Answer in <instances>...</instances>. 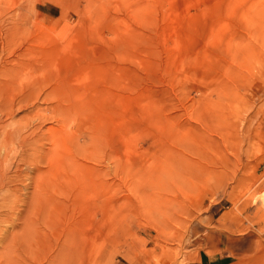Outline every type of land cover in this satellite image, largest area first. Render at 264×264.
Segmentation results:
<instances>
[{
    "label": "rangeland",
    "instance_id": "rangeland-1",
    "mask_svg": "<svg viewBox=\"0 0 264 264\" xmlns=\"http://www.w3.org/2000/svg\"><path fill=\"white\" fill-rule=\"evenodd\" d=\"M223 254L264 264V0H0V264Z\"/></svg>",
    "mask_w": 264,
    "mask_h": 264
},
{
    "label": "crops",
    "instance_id": "crops-1",
    "mask_svg": "<svg viewBox=\"0 0 264 264\" xmlns=\"http://www.w3.org/2000/svg\"><path fill=\"white\" fill-rule=\"evenodd\" d=\"M228 258H229L228 255L223 254L221 256L218 255L214 259L205 260V261H203V260L201 261L200 260V262L198 264H227L228 263V261H227Z\"/></svg>",
    "mask_w": 264,
    "mask_h": 264
},
{
    "label": "bare ground",
    "instance_id": "bare-ground-1",
    "mask_svg": "<svg viewBox=\"0 0 264 264\" xmlns=\"http://www.w3.org/2000/svg\"><path fill=\"white\" fill-rule=\"evenodd\" d=\"M50 185V184H49ZM28 207H30V206H28ZM34 207V206H33ZM33 207H31V208H33Z\"/></svg>",
    "mask_w": 264,
    "mask_h": 264
}]
</instances>
